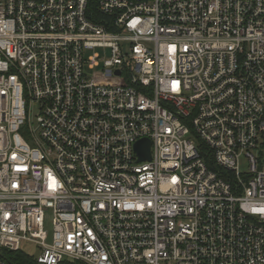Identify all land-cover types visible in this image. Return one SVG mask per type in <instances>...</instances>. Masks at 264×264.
<instances>
[{"label":"built area","instance_id":"1","mask_svg":"<svg viewBox=\"0 0 264 264\" xmlns=\"http://www.w3.org/2000/svg\"><path fill=\"white\" fill-rule=\"evenodd\" d=\"M90 2L0 0V264H264V0Z\"/></svg>","mask_w":264,"mask_h":264},{"label":"trees","instance_id":"2","mask_svg":"<svg viewBox=\"0 0 264 264\" xmlns=\"http://www.w3.org/2000/svg\"><path fill=\"white\" fill-rule=\"evenodd\" d=\"M97 13L98 12V0H91L89 5V12ZM209 164H213V161H208ZM215 169H217L215 167ZM5 258L11 264H37V261L31 257L26 255L22 251H5Z\"/></svg>","mask_w":264,"mask_h":264},{"label":"rangeland","instance_id":"3","mask_svg":"<svg viewBox=\"0 0 264 264\" xmlns=\"http://www.w3.org/2000/svg\"><path fill=\"white\" fill-rule=\"evenodd\" d=\"M36 110L33 108V114H35ZM245 167V166H243ZM48 229L51 231L52 227L51 224H47ZM22 250L25 251L27 255L34 257L35 259L39 257L41 254V250L35 243L32 242H23L22 243Z\"/></svg>","mask_w":264,"mask_h":264},{"label":"water","instance_id":"4","mask_svg":"<svg viewBox=\"0 0 264 264\" xmlns=\"http://www.w3.org/2000/svg\"><path fill=\"white\" fill-rule=\"evenodd\" d=\"M136 150L139 153L140 160L150 159V142L141 140L136 144Z\"/></svg>","mask_w":264,"mask_h":264}]
</instances>
